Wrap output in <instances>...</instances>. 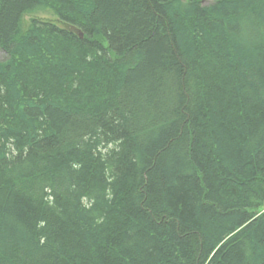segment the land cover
I'll use <instances>...</instances> for the list:
<instances>
[{"label": "trees", "instance_id": "obj_1", "mask_svg": "<svg viewBox=\"0 0 264 264\" xmlns=\"http://www.w3.org/2000/svg\"><path fill=\"white\" fill-rule=\"evenodd\" d=\"M203 1L0 0V264H264V0Z\"/></svg>", "mask_w": 264, "mask_h": 264}, {"label": "rangeland", "instance_id": "obj_2", "mask_svg": "<svg viewBox=\"0 0 264 264\" xmlns=\"http://www.w3.org/2000/svg\"><path fill=\"white\" fill-rule=\"evenodd\" d=\"M209 3H210L209 0L203 1V4H205V5H207ZM32 18H37V19H41V20H50V21L55 20V16L50 10H44V11H39V12H35L32 14H26L23 16V20H22L23 31H25L29 27V24H30V21ZM0 58H3V57L0 55Z\"/></svg>", "mask_w": 264, "mask_h": 264}, {"label": "water", "instance_id": "obj_3", "mask_svg": "<svg viewBox=\"0 0 264 264\" xmlns=\"http://www.w3.org/2000/svg\"><path fill=\"white\" fill-rule=\"evenodd\" d=\"M77 34L80 38H82V33L78 32Z\"/></svg>", "mask_w": 264, "mask_h": 264}]
</instances>
